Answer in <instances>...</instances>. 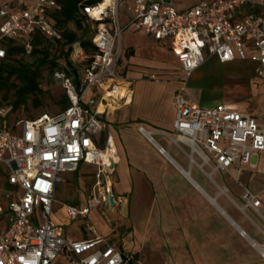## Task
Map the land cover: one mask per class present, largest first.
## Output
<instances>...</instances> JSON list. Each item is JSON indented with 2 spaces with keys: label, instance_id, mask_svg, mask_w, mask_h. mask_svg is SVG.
Segmentation results:
<instances>
[{
  "label": "built area",
  "instance_id": "built-area-1",
  "mask_svg": "<svg viewBox=\"0 0 264 264\" xmlns=\"http://www.w3.org/2000/svg\"><path fill=\"white\" fill-rule=\"evenodd\" d=\"M130 1L131 16L124 26L119 12L125 0H99L81 7L95 53L87 57L78 44L72 46L70 62H85L76 83L63 71H54L52 77L69 103L65 111L9 124L7 108L0 107V165L11 189L5 193L10 200L7 211L0 206V223L5 224L0 230V264H52L58 258L65 264H133L132 257L109 245L93 227H86V238L76 241L64 238L52 219L56 187L81 165L94 167L97 180L86 208L64 206L68 221L85 218L94 207H112L110 198L117 203L109 191L116 149L110 136L101 139L100 116L132 96L131 84L124 86L117 73L121 35L128 28L165 46L181 67L183 85L174 97L173 129L162 135L190 161L198 159L200 169L260 172L264 121L225 104L203 107L185 95V88L206 57L220 64L249 60L264 68V0H202L182 12L171 0ZM58 10L57 0H0V60L10 43L30 56L34 33L59 39L52 18ZM89 91L97 93L94 110L84 104ZM138 132L154 142L156 133L142 127ZM103 183L105 193L99 190ZM243 201L253 208L259 205L248 192Z\"/></svg>",
  "mask_w": 264,
  "mask_h": 264
},
{
  "label": "crops",
  "instance_id": "crops-1",
  "mask_svg": "<svg viewBox=\"0 0 264 264\" xmlns=\"http://www.w3.org/2000/svg\"><path fill=\"white\" fill-rule=\"evenodd\" d=\"M120 47L117 73L124 86L131 84L132 96L120 108H110L100 116L104 123L101 139L110 136L116 149L109 191L117 203L109 208L102 205L112 217L110 231L89 226L109 245L132 257L133 264H138L135 251L140 249L155 264H264V157L258 173L200 169L198 159L190 161L162 135L173 129L174 97L183 85L179 62L165 46L131 28L123 31ZM253 76L264 78V68L249 60L220 64L206 57L187 80L185 95L206 108L225 104L264 121V103L253 106L249 100ZM255 85L264 93V80ZM245 86L249 92L238 100L227 95ZM96 94L91 91L90 106ZM140 127L156 133L153 143L138 132ZM99 190L105 193L104 183ZM246 192L259 202L257 208L243 201ZM89 199L90 192L85 204L64 206L83 209ZM94 210L105 212L94 207L80 220ZM84 231L79 239L66 237L63 230L62 235L79 241L86 238Z\"/></svg>",
  "mask_w": 264,
  "mask_h": 264
},
{
  "label": "rangeland",
  "instance_id": "rangeland-1",
  "mask_svg": "<svg viewBox=\"0 0 264 264\" xmlns=\"http://www.w3.org/2000/svg\"><path fill=\"white\" fill-rule=\"evenodd\" d=\"M202 0H171V5L177 12L185 11L197 4H199ZM119 19L121 24H125L128 22L131 16V1L125 0V4L121 6L119 12ZM69 30L74 31L73 25H68ZM127 34H123V38L126 37ZM59 49L56 45H52L49 48L50 59L55 58L56 61L64 65L63 59L60 56ZM17 60H22L24 63H31L33 58L30 57H17ZM264 78H258L257 76H253L249 80V88H250V98L251 104L257 106V104L264 103V93L259 92L256 88V85L253 84L260 83ZM256 82V83H255ZM40 89L42 90V94L38 95L36 99H38L40 103L39 108L33 107V97H30L26 100L25 104L18 108L16 111L12 112L7 116L6 120L9 124H13L18 120H31L40 115H55L60 112V102L64 96V91L60 86L59 82L53 79L51 75V71L48 67H45L41 70V79L39 81ZM248 88L245 86L243 89H236L233 92H228L227 95H231L238 100L241 96L248 93ZM4 96V92L0 93V103L2 102V98ZM89 97H91V91L87 93V96L84 100V104H89ZM12 102V97L8 96L7 102L5 103V107ZM91 110H94L95 106H89ZM18 132V131H17ZM94 168H87L86 166L81 165L78 172L74 174H65L64 178L71 177L70 181L66 184H58L57 190L55 193V203L52 212V219L59 221L64 231V235L66 237H71L72 239H79L82 236L83 230L89 225L94 226L100 232L104 231L102 229H107L110 231V226L108 222L112 219L109 216V209L104 206H99L100 210H104L105 212L101 214V212L94 210L92 211L88 218L85 220H76V221H68L63 212L64 205H75L80 202L82 205L85 204L87 194L91 191L94 176H95ZM6 176L7 172L4 167L0 165V206L3 207L4 211H7L8 204L10 200L5 199V193L8 192L10 187L6 184ZM91 226V227H92ZM93 227V228H94ZM101 227V228H100ZM124 236V232L120 230V237ZM136 261L138 264H155L150 261L148 255L145 254V251L138 250L135 251ZM52 264H65L60 258L54 261Z\"/></svg>",
  "mask_w": 264,
  "mask_h": 264
},
{
  "label": "trees",
  "instance_id": "trees-1",
  "mask_svg": "<svg viewBox=\"0 0 264 264\" xmlns=\"http://www.w3.org/2000/svg\"><path fill=\"white\" fill-rule=\"evenodd\" d=\"M97 1L99 0H57L59 10L53 14L52 18L60 32V38L50 40L40 33H34L31 38L30 56L33 58L31 63L17 60L19 56L26 57L20 46L12 43L6 46V57L0 60V93L4 92L0 107H5L8 96L12 97V102L6 106L7 115L23 106L30 97H33V107H40L36 98L42 94L39 81L41 70L45 67L50 69L52 76L56 70L63 71L76 83L85 62L76 66L70 62L72 46L78 44L87 57L95 53L91 44L89 24L80 13V9L84 5H93ZM68 25H73L74 31L69 30ZM52 45L58 47L64 65L59 64L55 58L50 59L49 48ZM68 107L69 103L64 94L60 102V112Z\"/></svg>",
  "mask_w": 264,
  "mask_h": 264
},
{
  "label": "water",
  "instance_id": "water-1",
  "mask_svg": "<svg viewBox=\"0 0 264 264\" xmlns=\"http://www.w3.org/2000/svg\"><path fill=\"white\" fill-rule=\"evenodd\" d=\"M109 201H110V205H112V206H113V202H112L111 198H110V200H109Z\"/></svg>",
  "mask_w": 264,
  "mask_h": 264
},
{
  "label": "bare ground",
  "instance_id": "bare-ground-1",
  "mask_svg": "<svg viewBox=\"0 0 264 264\" xmlns=\"http://www.w3.org/2000/svg\"><path fill=\"white\" fill-rule=\"evenodd\" d=\"M99 111H100V112L102 111V107H99Z\"/></svg>",
  "mask_w": 264,
  "mask_h": 264
}]
</instances>
